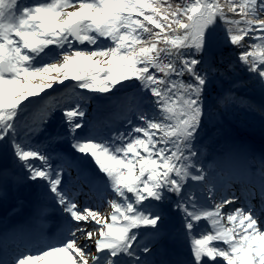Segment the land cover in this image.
Listing matches in <instances>:
<instances>
[{"label": "snow or ice", "instance_id": "1", "mask_svg": "<svg viewBox=\"0 0 264 264\" xmlns=\"http://www.w3.org/2000/svg\"><path fill=\"white\" fill-rule=\"evenodd\" d=\"M52 45L62 61L47 59ZM238 68L264 96V0H0V157L11 161L0 194L38 187L63 217L51 240L15 232L25 250H5L0 264H264V155L223 144L213 154L212 137L201 145L214 82L230 84L221 104L264 118V103L235 94L247 84ZM67 88L71 105L53 97ZM118 93L138 102L126 130L105 135L88 105ZM34 110L41 120L26 123ZM85 187L95 209L78 203ZM202 221L211 227L197 235ZM179 239L190 242L185 260L169 258Z\"/></svg>", "mask_w": 264, "mask_h": 264}, {"label": "trees", "instance_id": "2", "mask_svg": "<svg viewBox=\"0 0 264 264\" xmlns=\"http://www.w3.org/2000/svg\"><path fill=\"white\" fill-rule=\"evenodd\" d=\"M217 54H222L225 58H231L230 49L225 51L223 46L217 49ZM235 75L247 81L244 88L234 90L237 96H243L246 103L253 106L255 103L259 105L264 103V96L261 95L254 82L248 80L246 72L238 68ZM228 87H230L228 81L214 82L207 93L205 101L207 119L205 121V131L202 133L201 145L206 146L209 137L218 142L217 148L222 144L229 145L237 139H249L253 148L264 152V118H261L258 110L250 111L247 107L241 108L233 104L230 99H226L224 104H221L218 97ZM71 91L73 90L67 89L63 94L69 95ZM123 99H125L127 111L138 102V98L133 93H118L108 99L93 100L88 105L90 111L100 110L104 114V119L109 120V124L106 125L105 129L106 134L109 136L112 130L120 131V120L117 114ZM166 207L172 210L168 207V204H166ZM183 245L187 247L185 250L189 251L190 243L187 245L183 243ZM205 260L207 261L208 258H205Z\"/></svg>", "mask_w": 264, "mask_h": 264}, {"label": "rangeland", "instance_id": "3", "mask_svg": "<svg viewBox=\"0 0 264 264\" xmlns=\"http://www.w3.org/2000/svg\"><path fill=\"white\" fill-rule=\"evenodd\" d=\"M74 10L73 8H67L64 11H72ZM77 47H84V45H77ZM95 47V46H92ZM49 53L48 56V60L50 62H57V61H62V49L58 48L55 45L49 46V49L46 50ZM54 75V74H53ZM67 89H71V88H67ZM67 89H61L59 90L57 93L53 94V97L55 98H59L64 104L66 105H71L74 102L75 96L73 91H71V94L69 95H64L63 93L67 90ZM50 91V90H49ZM79 91V90H77ZM51 99V97L49 98ZM256 106V108H259V104H254ZM89 111V115L90 118L96 123V125L98 126V129L104 133L105 131V127L106 125H108L109 121L104 119V114L99 111V110H95V111ZM127 112L126 109V104H125V99H123L122 104L119 106L118 109V118H119V129L120 131H124L127 128V123L124 120V115ZM259 112V111H258ZM42 111L40 110H34L30 116L26 117V123L28 124H32L33 122H39L42 118ZM56 123L59 126L61 124V120L60 117L57 116L56 117ZM105 134V133H104ZM43 138L42 137H38V138H34V143H42ZM232 148H235L237 150H240L244 153H246L248 156L250 157H255L257 159H259L260 156H262L260 154V152L256 153V150L252 148L250 141L248 140H236L235 142H233L232 144L229 145ZM65 148H67L68 146L65 145ZM210 152H212L213 154H215L216 150L213 149H208ZM264 155V154H263ZM211 162V156H209V158L206 160V163ZM11 167V161L9 160V163H7V161H5L4 163L0 164V167ZM76 172L75 170H72V176L75 177ZM65 179L67 180V174L65 176ZM39 191V188H30L27 187L25 185H14V186H9L5 192L3 194H0V228L2 229H8L10 227V225H12L13 223L17 222V217H18V211L20 210H16V213L13 212V215L11 214L12 209H14L15 207L17 208V206H28L30 209L33 210L32 207H34L37 211V207L38 205L40 207L46 208L47 210L43 213L42 217L48 215L49 212V208H52L53 210L57 209V206L48 201H40L38 200V197L36 195V193ZM81 195V194H80ZM86 202L88 201H83V205L86 204ZM248 202H244L243 205H246ZM241 201H238L236 206H240ZM81 206L82 202L80 203ZM32 206V207H31ZM88 206L92 209H95L97 207V204L91 203L88 204ZM27 207V208H28ZM164 208V213L165 215H167L169 221L172 224H175L177 221V215L173 214L171 211H168L165 206H163ZM100 214L101 215H105V216H110L111 213V207L109 205H102L99 209ZM38 213V212H37ZM60 215H62V213H58ZM10 215H12L10 217ZM16 215V216H15ZM41 216V215H38ZM226 224V221H225ZM211 225L208 224L207 222L202 221L200 223L199 228L196 230L197 235L199 234V231L201 229H210ZM180 241H184L183 239H179V240H172L169 241L168 244L166 245L169 251V258L173 259V260H185L187 259L188 255H189V251H186L182 245L180 246Z\"/></svg>", "mask_w": 264, "mask_h": 264}, {"label": "bare ground", "instance_id": "4", "mask_svg": "<svg viewBox=\"0 0 264 264\" xmlns=\"http://www.w3.org/2000/svg\"><path fill=\"white\" fill-rule=\"evenodd\" d=\"M241 206V205H240ZM49 210H50V212H49V215H47L46 217H44L43 219H41V223L42 224H47V223H49L50 221H52L51 219V216H53V212H51V208H49ZM53 210V209H52ZM81 240H83V238H80Z\"/></svg>", "mask_w": 264, "mask_h": 264}]
</instances>
